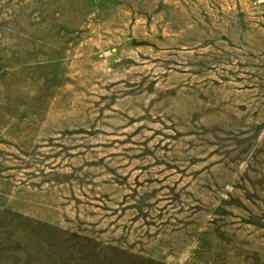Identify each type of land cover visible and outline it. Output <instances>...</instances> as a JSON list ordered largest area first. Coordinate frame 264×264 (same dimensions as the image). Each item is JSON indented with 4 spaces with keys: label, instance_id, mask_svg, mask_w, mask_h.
Masks as SVG:
<instances>
[{
    "label": "rangeland",
    "instance_id": "rangeland-1",
    "mask_svg": "<svg viewBox=\"0 0 264 264\" xmlns=\"http://www.w3.org/2000/svg\"><path fill=\"white\" fill-rule=\"evenodd\" d=\"M0 264H264V0H0Z\"/></svg>",
    "mask_w": 264,
    "mask_h": 264
}]
</instances>
